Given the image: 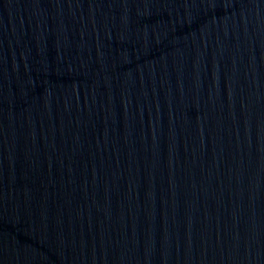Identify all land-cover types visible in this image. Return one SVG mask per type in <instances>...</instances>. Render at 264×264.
<instances>
[{"label": "water", "instance_id": "1", "mask_svg": "<svg viewBox=\"0 0 264 264\" xmlns=\"http://www.w3.org/2000/svg\"><path fill=\"white\" fill-rule=\"evenodd\" d=\"M0 264H264V0H0Z\"/></svg>", "mask_w": 264, "mask_h": 264}]
</instances>
